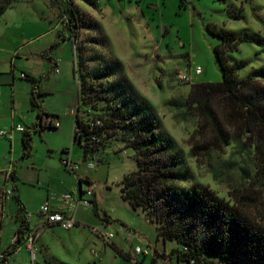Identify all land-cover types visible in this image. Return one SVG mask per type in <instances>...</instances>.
Instances as JSON below:
<instances>
[{"label": "rangeland", "instance_id": "obj_1", "mask_svg": "<svg viewBox=\"0 0 264 264\" xmlns=\"http://www.w3.org/2000/svg\"><path fill=\"white\" fill-rule=\"evenodd\" d=\"M95 1L94 5L75 1L85 16L78 43L70 38L60 42L62 10L53 0H15L0 16V133L13 131V119L27 127L37 121L30 101L33 82L21 78V73L41 79L44 109L57 122L56 129L34 134L28 157L23 156L20 139L0 134V183L6 171L17 172V195L40 233L35 264H165V256L171 257L178 242L159 240L157 222L143 208L134 210L122 197L125 177L137 170L134 150L113 142L85 159L84 150L74 140L79 88L76 63L81 57L98 84L120 83L155 108L160 132L174 141L189 169L188 179L181 185L207 186L231 201L229 185L215 181L208 166L190 156L188 140L197 119L185 117L186 109L176 104L186 100L194 84L223 80L215 51L221 39L207 31L210 24L243 39L237 50L226 53L240 78L264 68V0H184V6L181 0ZM88 20L96 22V27ZM55 41L59 43L54 54L60 55L61 74L49 76L51 64L41 52ZM198 67L202 73L196 76ZM179 74L194 75V83L181 84ZM87 110L93 118L94 110ZM80 115L88 118L83 112ZM18 134L22 136V132ZM63 151L79 166L76 173L62 164ZM231 153L233 149L227 148L223 159ZM83 176L90 179L83 188H92L94 195L90 207L77 211L82 225L71 230L37 227L41 223L37 215L48 198L78 192ZM64 180L71 188L64 189ZM10 185L13 188L14 182ZM18 208L14 198L3 212L0 205V256L14 245ZM94 230L103 235L111 232L114 238L104 243ZM27 247L23 244L8 262L32 264L33 253ZM136 247L150 255L134 254ZM171 264H176L174 258Z\"/></svg>", "mask_w": 264, "mask_h": 264}, {"label": "trees", "instance_id": "obj_2", "mask_svg": "<svg viewBox=\"0 0 264 264\" xmlns=\"http://www.w3.org/2000/svg\"><path fill=\"white\" fill-rule=\"evenodd\" d=\"M14 1L0 0V16ZM53 1L62 10L60 42L70 38L78 43L85 16L76 0ZM85 1L91 5L96 2ZM181 5H185L184 0ZM88 24L97 25L93 20ZM207 31L221 39L215 51L223 80L194 84L186 100L176 106L186 109L185 117L197 119L188 140L190 156L198 164H206L215 181L229 185L231 201L207 186L181 185L188 179L189 169L174 141L160 132L155 108L120 83L98 84L81 57L76 63L79 88L74 140L84 150L85 159L113 142L134 150L137 170L125 177L122 197L134 210L143 208L157 222L159 240L178 242L179 247L170 254L176 264H264V68L240 78L226 53L237 50L243 39L214 24L208 25ZM25 79L33 82L30 101L37 112V121L22 133L23 156L28 157L34 134L57 126L45 120L51 115L44 110L41 79ZM88 108L95 113L91 119ZM227 148L233 153L225 160ZM83 182L80 178L79 184ZM13 198L19 204L18 241L4 253L7 257L31 231L24 205L19 196L14 194ZM93 203L97 211L96 201ZM0 264H8L7 259Z\"/></svg>", "mask_w": 264, "mask_h": 264}, {"label": "built area", "instance_id": "obj_3", "mask_svg": "<svg viewBox=\"0 0 264 264\" xmlns=\"http://www.w3.org/2000/svg\"><path fill=\"white\" fill-rule=\"evenodd\" d=\"M202 71L201 68L195 69V75H201ZM21 78L25 79L27 77L26 74L21 73ZM179 82L181 84H192L194 83V75L188 76L187 74H179L178 76ZM57 126V124H54ZM15 131L24 132L25 127L22 125H17L14 127ZM2 136H5L9 139H12V135L8 132L2 131L0 133ZM62 164L65 168H67L72 173H76L79 170V166L77 163L73 162V160L69 157L62 160ZM11 182V174H7L6 179L3 183L0 184V205L2 206V212L4 211L5 205L10 201L14 196V190L10 185ZM93 189L89 188L87 190L80 189L78 192H73L70 194H63L59 197L58 201V208H56L51 202L47 201L41 208L39 214L44 219V223L41 225L43 228L49 227H61L64 230H71L77 227L78 223L76 221V214L80 207H90L92 204L93 196ZM31 218V216L27 215V221ZM38 230H31L30 233L26 236L23 243L19 246V248L25 244L33 253V262L35 264V243L40 236ZM94 232L100 235L104 241V243H111L112 239L114 238V234L109 232L106 235L99 233L97 230ZM18 241V236L14 238V244ZM92 253L98 257V254L93 250ZM136 255L144 254L145 256H149L150 252L148 250H143L141 247H136L133 251ZM8 257L2 254L0 256V262H3ZM165 264H171V257L166 255L165 256Z\"/></svg>", "mask_w": 264, "mask_h": 264}, {"label": "crops", "instance_id": "obj_4", "mask_svg": "<svg viewBox=\"0 0 264 264\" xmlns=\"http://www.w3.org/2000/svg\"><path fill=\"white\" fill-rule=\"evenodd\" d=\"M57 44V42L55 41L54 43H51V45H50V47L48 48V49H45V50H43L42 52H41V57L45 60V61H48L50 64H51V67H50V71H49V76H51L53 73L54 74H57V75H60L61 74V70H60V65H61V63H62V61L60 60V55L59 54H54V52L55 51H57V47H54L53 49H51L52 48V46H55ZM49 50V52L45 55V57H43L42 55H43V53L44 52H46V51H48ZM12 73H14V71L12 72ZM15 76H13V80L12 81H14L15 80V78H14ZM14 103V102H13ZM18 106V105H17ZM45 110V109H44ZM45 112L46 113H48V111H46L45 110ZM49 119V118H48ZM49 121H52V123H54V124H57V122H55L56 120H51V119H49ZM17 125H20V124H16L15 123V121H14V119H13V125H12V128H13V131L12 132H8V133H10L11 135H12V139L11 140H17V139H20L21 140V143H22V136L20 135L19 136V134L18 133H21V132H18V131H15L14 130V127L15 126H17ZM25 126V128H27V126L26 125H24ZM2 132V131H1ZM9 139V138H8ZM33 140H34V136H33ZM22 147H23V144H22ZM63 157H62V160L63 159H65V158H67V157H69L70 158V156H69V153L67 152L66 153V151H63ZM61 160V161H62ZM12 173H14L15 175V179H14V181H15V185H16V191H14V194L15 195H17V191H18V185H17V183H16V181H17V172L16 171H6L5 172V176H4V178H3V180L1 181V183H3L4 181H5V179H6V176H7V174H12ZM80 179V178H79ZM81 179L84 181L82 184H80L79 186H80V189H82L83 191L85 190V188H83V184L84 183H87L88 181H90V179H89V177H87V176H83V177H81ZM11 181H13L12 180V178H11ZM0 183V184H1ZM63 186H64V189L66 188H68L69 186H70V188H71V186H72V184L70 183V182H68V181H66V180H64V182H63ZM71 193H73V192H71ZM63 194H70V193H61V194H59V195H55V197L53 198V199H50V198H48V200L47 201H49V202H51L56 208H58V199H59V197L61 196V195H63ZM18 196V195H17ZM96 201V200H95ZM23 205H24V211H25V213L28 215V209H27V207L25 206V204L24 203H22ZM43 206V205H42ZM41 206V207H42ZM40 212V211H39ZM17 215V214H16ZM37 217H38V219L41 221V223H39L38 225H37V227L38 226H40V225H42L43 223H44V219L42 218V216L38 213V215H37ZM16 218V217H15ZM76 221H77V223H78V225H77V227L78 226H81L82 224H81V220L79 219V218H77V215H76ZM17 222V221H16ZM33 222H34V218H30L29 220H28V223H29V226H30V229L31 230H35L34 229V227L32 226V224H33ZM18 227H19V223H18ZM54 227H57V226H54ZM18 229V228H17ZM27 246V245H26ZM12 248H13V246H12ZM11 248V249H12ZM28 248V247H27ZM22 248L20 247V248H18V250H21ZM29 249V248H28ZM10 250V249H9ZM17 250V251H18ZM16 251V252H17ZM15 252V253H16ZM15 253H13V254H11V255H9L8 256V258H7V262L9 261V258L11 257V256H13ZM36 263H37V261H36ZM8 264H10L9 262H8ZM38 264V263H37Z\"/></svg>", "mask_w": 264, "mask_h": 264}, {"label": "water", "instance_id": "obj_5", "mask_svg": "<svg viewBox=\"0 0 264 264\" xmlns=\"http://www.w3.org/2000/svg\"><path fill=\"white\" fill-rule=\"evenodd\" d=\"M238 264H262V263L254 262V261H240Z\"/></svg>", "mask_w": 264, "mask_h": 264}]
</instances>
